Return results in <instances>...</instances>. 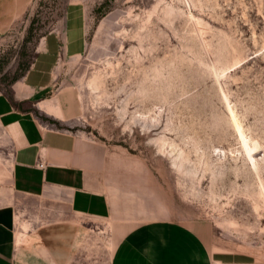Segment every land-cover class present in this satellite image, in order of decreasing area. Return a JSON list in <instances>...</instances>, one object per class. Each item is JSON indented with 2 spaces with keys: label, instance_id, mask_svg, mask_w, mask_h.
Instances as JSON below:
<instances>
[{
  "label": "rangeland",
  "instance_id": "rangeland-1",
  "mask_svg": "<svg viewBox=\"0 0 264 264\" xmlns=\"http://www.w3.org/2000/svg\"><path fill=\"white\" fill-rule=\"evenodd\" d=\"M10 4L0 90L28 71L69 4L82 9L84 48L53 68L54 89L71 100L61 128L100 149L123 210L88 220L68 264H109L122 234L155 219L264 262V0Z\"/></svg>",
  "mask_w": 264,
  "mask_h": 264
},
{
  "label": "crops",
  "instance_id": "crops-1",
  "mask_svg": "<svg viewBox=\"0 0 264 264\" xmlns=\"http://www.w3.org/2000/svg\"><path fill=\"white\" fill-rule=\"evenodd\" d=\"M9 6L0 0V15ZM81 14L78 4H69L59 30L37 44L28 71L0 90V128L9 144L0 155V264H68L88 220L122 214L100 149L61 128L71 100L54 89L53 68L60 55L82 52ZM109 264L264 262L213 250L194 225L155 219L122 234Z\"/></svg>",
  "mask_w": 264,
  "mask_h": 264
},
{
  "label": "built area",
  "instance_id": "built-area-1",
  "mask_svg": "<svg viewBox=\"0 0 264 264\" xmlns=\"http://www.w3.org/2000/svg\"><path fill=\"white\" fill-rule=\"evenodd\" d=\"M38 167L41 168V169L44 168L43 163H39V164H38Z\"/></svg>",
  "mask_w": 264,
  "mask_h": 264
},
{
  "label": "trees",
  "instance_id": "trees-1",
  "mask_svg": "<svg viewBox=\"0 0 264 264\" xmlns=\"http://www.w3.org/2000/svg\"><path fill=\"white\" fill-rule=\"evenodd\" d=\"M15 78H16V77H15ZM15 78H14V79H15ZM14 79H12V80H14Z\"/></svg>",
  "mask_w": 264,
  "mask_h": 264
},
{
  "label": "bare ground",
  "instance_id": "bare-ground-1",
  "mask_svg": "<svg viewBox=\"0 0 264 264\" xmlns=\"http://www.w3.org/2000/svg\"><path fill=\"white\" fill-rule=\"evenodd\" d=\"M161 141V140H160ZM163 145V144H162ZM162 147V146H161Z\"/></svg>",
  "mask_w": 264,
  "mask_h": 264
}]
</instances>
